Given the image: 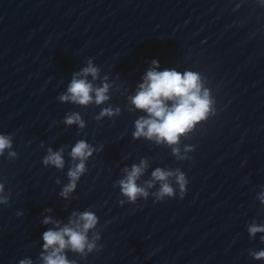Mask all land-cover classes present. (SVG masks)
<instances>
[{
    "label": "clouds",
    "instance_id": "clouds-1",
    "mask_svg": "<svg viewBox=\"0 0 264 264\" xmlns=\"http://www.w3.org/2000/svg\"><path fill=\"white\" fill-rule=\"evenodd\" d=\"M159 67V61L152 60L151 67L142 77V82L137 84L135 93L127 97L129 111L144 113L134 121L132 137L170 148L177 161L190 160L188 153L194 151L195 146L184 145L181 148V141L187 138L197 125L216 115V101L212 90L206 86V78L199 72L191 70L180 72L175 68L159 71ZM88 77H91V80ZM97 80L100 81L99 85L95 83ZM112 87L109 77L107 75L101 77L100 68L94 64L92 58H88L86 66L72 74L66 91L58 95L57 99L61 103H71L85 108L93 104L102 106L110 101ZM120 114L119 107L113 108L109 105L102 107L94 119L101 122L105 117L112 118ZM63 123L66 126L76 125L80 130L86 127L85 120L76 111L68 112ZM66 148L67 146H61L54 150L50 146L47 147L42 164L45 167L52 166L57 170H63L66 164L64 158ZM99 150L84 139L71 146L68 156L72 163L66 173L68 183L59 193L62 198L67 200L75 192L80 178L88 172L87 161ZM5 152L9 159L17 156L13 150V137L0 133V156ZM150 167V160L145 157L138 163L121 169L123 176L115 185L119 187L124 198L120 200V204L126 202L135 204L140 199L147 200L150 195L154 202L177 195L180 199L184 198L189 181L180 168L156 167L151 171L150 178L142 179ZM56 183H61L59 178ZM157 185L159 187L155 191H150ZM10 196V191L5 192V183L0 182V205H7ZM257 199L264 205V188L258 193ZM51 211V208L45 209V212ZM41 222L52 227L42 234V251L38 257L40 264H77V260L68 258V252L86 258L88 254L102 248L98 243L101 237L96 230L99 218L90 209L72 211L66 223L50 215H45ZM247 231L250 238H255L258 233L264 234V224L253 221L248 224ZM260 239L264 242V235H261ZM249 255L256 260H264V250L250 251ZM18 264H34V261L31 258H23Z\"/></svg>",
    "mask_w": 264,
    "mask_h": 264
}]
</instances>
